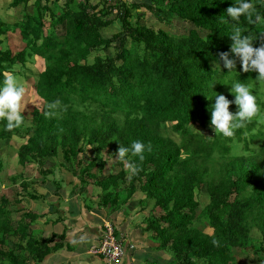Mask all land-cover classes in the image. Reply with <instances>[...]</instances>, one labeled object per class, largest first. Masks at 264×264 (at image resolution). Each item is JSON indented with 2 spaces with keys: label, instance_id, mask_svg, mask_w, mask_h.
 <instances>
[{
  "label": "trees",
  "instance_id": "obj_1",
  "mask_svg": "<svg viewBox=\"0 0 264 264\" xmlns=\"http://www.w3.org/2000/svg\"><path fill=\"white\" fill-rule=\"evenodd\" d=\"M250 2L264 17V0ZM235 3L10 2L14 10L22 8L12 24L0 19V86L5 74L12 72L25 80L27 95L39 104L32 106L28 116L21 113L23 123L11 131L0 120V146L21 141L13 142L18 162L23 168L37 166L40 180L33 183L42 194L29 191L22 173L13 177L29 199H43L52 188L62 198L61 169L75 177L78 185H70L67 196L71 200L78 194L79 200L84 199V207L76 208L84 217L74 221L78 212L72 200L66 205L55 197L46 200L45 210L35 211L63 230L47 236L48 232L31 229L38 219L50 224L47 216L25 210L18 191L13 199L0 193V264H46L53 254L60 258L66 250L73 254L75 243L66 242V233L73 232H94L99 238L86 247L100 250L89 255L105 264L116 263H110V255L101 250L104 234L111 228L119 247L128 250L129 261L141 264H264V124L259 125L255 116L230 138L210 127L215 95L234 101L230 88L235 81L249 86L259 106L257 116L264 114V82L256 81L258 73L243 72L238 58L231 72L222 61L220 68H214L220 52L230 53V35L236 27L255 39L253 47L261 43L256 38L264 33V24L227 16V8ZM181 23L187 24L190 34H180ZM112 24H118V31L106 36L103 32ZM13 31L23 45L19 51L8 42ZM35 56L43 60L37 73L28 68L35 65ZM57 99L61 103L55 115L46 117L47 104ZM229 110L235 113L237 106L233 103ZM27 117L30 123L25 122ZM192 124L200 130L193 131ZM133 141L151 145L143 161L127 155L126 160L140 168L135 175L115 158L120 144L128 147ZM108 161L119 169L104 175ZM91 184L98 190L88 192ZM137 193L134 208L130 204ZM102 208L118 212L105 215L99 211ZM13 212L21 215L15 219ZM118 213L125 220L131 217L133 240L114 230ZM113 214L117 215L114 221L105 217ZM84 220L82 231L75 223ZM214 239L219 247L213 246ZM147 242L153 244L148 249L160 255L156 260L139 252ZM59 262L77 264L75 258Z\"/></svg>",
  "mask_w": 264,
  "mask_h": 264
},
{
  "label": "clouds",
  "instance_id": "obj_2",
  "mask_svg": "<svg viewBox=\"0 0 264 264\" xmlns=\"http://www.w3.org/2000/svg\"><path fill=\"white\" fill-rule=\"evenodd\" d=\"M226 14L232 20L239 21L241 16H244L248 24H264V17H262L255 9L250 0H236L233 6L227 8ZM253 16L255 17L253 19ZM227 22V21H225ZM187 25L185 23H182ZM244 30L236 27L230 39V53L233 58H230L229 52H220L218 59L215 61V67L220 68V62H223V67L231 72L236 67V59L241 63L242 71L256 72V81L264 82V33L258 35L256 39H260L259 47H253V39L250 35H243ZM190 34L187 29L185 33ZM37 56L34 57L35 63ZM38 63V62H37ZM37 65V64H36ZM231 93L234 95V101H230L223 94L215 95V103L211 106V121L210 127L215 134L223 135L226 138L234 136L235 130L243 128L248 122L256 116L259 125L264 124V114L257 116L259 113V106L257 104L256 96L248 85L240 81H235L231 84ZM26 94L24 86L17 82L16 76L12 73H6L3 80V85L0 86V120H5V130L11 131L20 127L23 123V116L21 114L22 101ZM60 100H55L47 104L46 117L55 115V111L60 105ZM237 106L235 113L229 110L231 104ZM151 151V145H145L141 141H133L130 146L126 147L122 144L118 147L115 158L126 164V167L131 175H135L140 171V168L126 160L129 153L132 156L139 157L140 161L144 160V152ZM213 246L219 247V241L213 240Z\"/></svg>",
  "mask_w": 264,
  "mask_h": 264
},
{
  "label": "rangeland",
  "instance_id": "obj_3",
  "mask_svg": "<svg viewBox=\"0 0 264 264\" xmlns=\"http://www.w3.org/2000/svg\"><path fill=\"white\" fill-rule=\"evenodd\" d=\"M11 1L12 0H0V19L3 20V21H7L9 24H12L17 19H19L18 12H20L21 11L20 9L22 8V6H18L17 10H14L13 7L10 6V2ZM30 7H32V5H30ZM173 23H175V22H173ZM11 26H13V25H11ZM181 27L182 28H181L180 32H182V33H185L186 30L188 29V27L186 25L182 24V23H181ZM13 29H11V31ZM16 31L19 32V28ZM16 31L8 33V35L11 34V33L13 34L12 36L9 35L10 38L8 40L9 45H10V47H12L13 51H19V50H21V48L23 46L22 43H20L21 40L19 39L20 40L19 41L18 39H16ZM116 31H118V24H114V25L112 24L103 33H105V35L108 36L110 33L116 32ZM13 67L15 69H17L18 65H15ZM28 68L31 69L33 73H37V72H39V70H41V68L38 65H31L30 67L28 66ZM31 70H30V73H29L30 75L28 77L29 79L27 78L28 81H29V84H30V82L33 81V76H32L33 73L31 72ZM17 82L20 85H23L25 80L19 78V79H17ZM28 90H30V89H27V93L29 92ZM27 93L25 94V96L23 98V101H22L21 113L28 116L29 111L31 110L32 106H34V105L38 106L39 101L37 100V98L32 99L29 95H27ZM25 122L26 123H30V118L27 117ZM191 128L193 129V131H194V129L196 131L200 130L199 126H197L196 124H192ZM14 141L16 142V144L21 142V141H19L17 139L16 140H12V141L10 140L9 143H2V145L0 146V160L2 162V170L0 171V183H1L0 193L6 195L7 197H9V199L15 198L16 196H14V194L17 191L20 192L19 179H18L17 182L13 181V177L18 176L20 173H22V178L25 179L27 182H29L28 187H29V191L30 192L37 193L36 191H34V189H36L38 191L41 189V191H42V188H40V186H37L35 183H33V182H35L37 180H40V175L38 174L37 166L33 165V164H29V165L26 166V168H23V166L18 162V158L16 156V147L13 145ZM86 152H87V155L90 154V152H88V151H86ZM60 160H61V157H58L56 162L59 163ZM123 167L126 168L125 165ZM118 169L119 168H116L115 166L112 165L111 161H108V165L105 168L103 174L105 175V174H109L111 172L113 173V172H115ZM61 171L63 173V174H61L62 177H67L68 179L72 178L71 174L69 172H67L66 170L61 169ZM73 181H74V184H78V182L75 183L76 180H73ZM62 187H63V189H68L69 188L66 184H63ZM92 189L94 190L95 187H93V185L91 184L89 187H87L86 190L88 192H90V191H92ZM95 190H98V189H95ZM48 192L49 193H48L47 197H45L44 199L37 200V201L33 200V199H29L24 193L20 192V197L22 195V204H23L25 210L26 209H32V211L34 212L36 208H41L44 211V208H45L44 204H45L46 200H48V199H50L52 197H55V200H57V199L59 200L60 199V202L64 203V202H66L65 198H69V196H67V197H64V200H62L60 198V196H59V193H54L55 192V188H52L51 191H48ZM139 197H140V195H139V193H137L136 195H134L133 201L139 199ZM90 201H91V199H88V202H90ZM199 202H200V205L203 206L206 203L205 197H202L201 199H199ZM64 204L66 205V203H64ZM83 204H84V202L81 201L79 206H83L84 207ZM134 205H135L134 203H131V206H134ZM63 207H65V206H63ZM12 210H14V209L12 208ZM148 210L149 209H146L145 211H148ZM99 211H101V209ZM20 212H18V213L17 212H15V213L13 212L12 217L17 219L21 215V213L23 211L21 213ZM36 213L37 214H42V212H36ZM42 215H45V214H42ZM83 217L84 216L82 214H80L79 218L78 217H74V221H76L77 218H78V220H82ZM130 219H131V217L128 218L127 221H130ZM38 220L39 221H37V222H35L34 224L31 225V229L32 228L36 229L42 234L44 232H48L47 236H49L50 233L53 232V231L54 232L62 231V229H60L58 226H55V228H52V224L44 223L43 220H41V219H38ZM51 220L52 219L49 218L48 221L50 222ZM195 222H197L195 224L198 225L199 221H195ZM86 223L87 222L85 220L84 221H78V222L75 223V226L77 228L79 227L78 229L84 231L85 230L84 226H85ZM87 226H88V224H87ZM204 231L207 232V233H211V230L209 228H204ZM254 235H257L256 231H254ZM152 245H153L152 243L147 242L145 250H143V251L140 250L139 252H144V253H146L149 256L150 259L156 260V256H160V255L156 251H153V250L150 251V249H148ZM89 254H91V252H89ZM93 256H95V255H93ZM50 257L52 259H50ZM50 257H48L45 260L46 264H54V263H57L59 261L63 263V261H64V259L60 258L58 255H54L53 254ZM148 261H149V259H148ZM137 264H141V263L139 261H137Z\"/></svg>",
  "mask_w": 264,
  "mask_h": 264
},
{
  "label": "crops",
  "instance_id": "obj_4",
  "mask_svg": "<svg viewBox=\"0 0 264 264\" xmlns=\"http://www.w3.org/2000/svg\"><path fill=\"white\" fill-rule=\"evenodd\" d=\"M37 62L35 63V65L37 64L42 69L43 68V60L40 59V60H37ZM73 180H76L75 183H77V179L75 177H72V178H69V179L67 177H64V183L63 184H66L69 188H70V185H73V186L74 185H78V184H73V182H74ZM70 182H72V183H70ZM69 188L66 189V190L62 189V191L60 193V195H62V198H61L62 200H64V196L67 197V194H69L68 193ZM92 191H93V189H92ZM92 191H90V193ZM39 192H41V194L43 193L40 190L38 191V193ZM94 194H96V193H94ZM78 196H79L78 194L75 195V197L77 198L78 205H75V201L76 200H75V197L74 196H72V199H71L72 202L74 203L75 210L77 212H78V210L76 208L79 207V204H80L81 201L83 202V200H79L78 199ZM69 198H70V196H69ZM69 198H65L66 202H64V203H66V204L69 203L71 201ZM137 200H134L133 201V203L135 204L133 206L134 208L136 207ZM59 201H60V199H59ZM93 206L96 207L95 204ZM44 210H45V208H44ZM100 212L102 214L107 215V214H110V213H113V212H118V211H113V210H109V209H106V208H102ZM42 214H44V213L42 212ZM113 215H114L113 217H110L109 215L108 216H105V217L106 218L107 217L108 218H112L113 221H114V218L117 215H115V214H113ZM44 216L46 217L47 215L45 214ZM79 216H80V213L79 212L76 213V216L75 217H79ZM45 217H44V219H45ZM46 218L49 220V217L48 216ZM50 222H51L50 224H52V228H55V226L52 223L53 221L51 220ZM116 223H115V225H113V227H114V230H117V231L120 232V236L123 233L126 236H129L130 238H132V240L135 238V235L132 234L131 230L129 229V221L125 220V218H122V216L120 214H119V216H118V218L116 220ZM62 231H60V232H54L53 231V232L54 233H57V234H60ZM74 233L75 232H73L71 234L66 233V242L67 243H75L76 250H75V252L73 254L72 253H69V251H67V250L64 251V252H61L60 253V256L62 257V259H64V262H68V260H74V258H75L77 264H103V262L100 261V259L98 258V256L95 257V256L89 255L90 249H88L86 247V246H88L89 242H92V244H95V238L97 239L99 237H96L95 234H94V232H90V233L86 232L85 234L84 233H79L77 235H74ZM134 261H135L134 259L133 260L131 259L129 261V258L126 257L125 264H133ZM54 264H57V263H54ZM134 264H137V262L135 261Z\"/></svg>",
  "mask_w": 264,
  "mask_h": 264
},
{
  "label": "bare ground",
  "instance_id": "obj_5",
  "mask_svg": "<svg viewBox=\"0 0 264 264\" xmlns=\"http://www.w3.org/2000/svg\"><path fill=\"white\" fill-rule=\"evenodd\" d=\"M112 232H113V228H111L109 230V232L104 234L103 245H102L101 250L103 253H105L108 249L111 250V254H110L109 259H108V261L110 263L115 261L116 263H113V264H121L120 261L124 260L122 262V264H125L126 257H127L126 254H127L128 250L119 247V242L112 235ZM128 241L130 242V240H128ZM97 250H100V249H96L94 247L90 248V252H93V253L96 252ZM134 263H135V261H134ZM103 264H105V263L103 262Z\"/></svg>",
  "mask_w": 264,
  "mask_h": 264
},
{
  "label": "built area",
  "instance_id": "obj_6",
  "mask_svg": "<svg viewBox=\"0 0 264 264\" xmlns=\"http://www.w3.org/2000/svg\"><path fill=\"white\" fill-rule=\"evenodd\" d=\"M103 254H111V250L110 249H108L105 253H103Z\"/></svg>",
  "mask_w": 264,
  "mask_h": 264
}]
</instances>
